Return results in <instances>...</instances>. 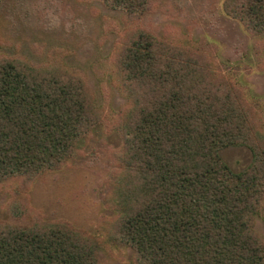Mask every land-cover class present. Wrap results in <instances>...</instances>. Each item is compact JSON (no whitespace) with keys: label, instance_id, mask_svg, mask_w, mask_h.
Returning a JSON list of instances; mask_svg holds the SVG:
<instances>
[{"label":"trees","instance_id":"1","mask_svg":"<svg viewBox=\"0 0 264 264\" xmlns=\"http://www.w3.org/2000/svg\"><path fill=\"white\" fill-rule=\"evenodd\" d=\"M96 1L129 20L152 9L150 0ZM221 10L264 37V0H223ZM115 65L128 106L114 121L121 143L108 242L132 250V264H264L255 230L264 128L242 87L204 52L142 30L122 45ZM104 121L80 79L0 61V183L58 170ZM231 146L252 153L238 173L220 157ZM100 244L64 222L0 224V264H101Z\"/></svg>","mask_w":264,"mask_h":264},{"label":"rangeland","instance_id":"2","mask_svg":"<svg viewBox=\"0 0 264 264\" xmlns=\"http://www.w3.org/2000/svg\"><path fill=\"white\" fill-rule=\"evenodd\" d=\"M150 1L151 11L139 20L96 0L2 1L0 61L21 60L80 79L101 107L105 123L58 170L34 180L15 177L0 183V224L64 222L100 240L101 264L133 263L132 250L110 244L106 232L116 213L107 202L119 170L115 153L121 139L114 121L128 106L115 64L135 32L204 52L242 87L264 128V37L249 34L225 16L223 0ZM220 157L235 173L252 161L251 151L242 146L227 147ZM255 230L264 239V201Z\"/></svg>","mask_w":264,"mask_h":264}]
</instances>
